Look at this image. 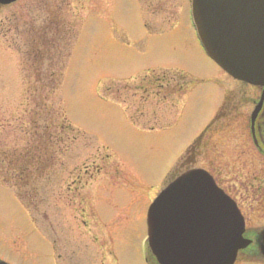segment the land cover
Listing matches in <instances>:
<instances>
[{"label": "rangeland", "instance_id": "1", "mask_svg": "<svg viewBox=\"0 0 264 264\" xmlns=\"http://www.w3.org/2000/svg\"><path fill=\"white\" fill-rule=\"evenodd\" d=\"M137 7L130 0L108 6L104 0H18L0 7V150L15 155V149L29 145L32 116L25 107L59 124L60 108L80 135L71 143L70 135L64 142L59 133L55 157L42 154L39 181L22 190L36 210L27 209L14 188L0 180V259L146 264V211L182 143L211 119L223 92L254 94L205 54L184 6L172 7L178 22L166 27L167 14L154 15L147 6L150 30ZM52 16L67 30V44L75 31L76 36L61 86L48 104L50 114L41 105L26 106L21 58ZM173 70H182L189 80L181 101L165 88L147 85L151 82L137 87L142 79L162 71L170 76ZM251 109L245 105L231 124L207 136L200 167L216 174L239 202L248 229H256L264 225V157L249 137ZM47 159L54 162L48 170ZM88 172L92 178L85 177ZM78 174L83 176L75 182ZM50 244L56 245L55 254ZM235 264L264 261L240 255Z\"/></svg>", "mask_w": 264, "mask_h": 264}, {"label": "water", "instance_id": "2", "mask_svg": "<svg viewBox=\"0 0 264 264\" xmlns=\"http://www.w3.org/2000/svg\"><path fill=\"white\" fill-rule=\"evenodd\" d=\"M191 1L208 54L234 78L260 86L261 103L264 0ZM258 110L251 116L253 137ZM147 223L149 250L157 264H233L238 251L251 247L250 254L264 260V227L253 239L244 237L234 202L203 169L187 170L170 182L150 205Z\"/></svg>", "mask_w": 264, "mask_h": 264}, {"label": "trees", "instance_id": "3", "mask_svg": "<svg viewBox=\"0 0 264 264\" xmlns=\"http://www.w3.org/2000/svg\"><path fill=\"white\" fill-rule=\"evenodd\" d=\"M60 28L62 27H58V22L54 21V26L36 32L37 39L35 38L33 45L22 54L27 106L29 103H34L36 107L41 105V108L46 107L49 113V98L61 84L63 64L68 54L64 48L65 35ZM25 111L32 116L29 122V145L18 153L15 149V155L9 152V148L0 150V178L4 183L13 186L28 204L22 190L27 186H34L35 174L43 165L40 160L42 154L54 157L58 150V143L55 142L57 135L59 136V128L64 127L68 132L73 129L66 124L60 112L58 113L62 120L59 124L51 115L43 117V113L38 110L27 107ZM36 116L38 117L35 118ZM29 156L33 159H29ZM50 166L49 164L48 167Z\"/></svg>", "mask_w": 264, "mask_h": 264}, {"label": "flooded vegetation", "instance_id": "4", "mask_svg": "<svg viewBox=\"0 0 264 264\" xmlns=\"http://www.w3.org/2000/svg\"><path fill=\"white\" fill-rule=\"evenodd\" d=\"M136 5H138V14L140 15L141 20L143 21V25L149 29V24L145 20V15L147 14V10L149 9V13H152L154 15H162L163 13H166V20L164 21V27L166 26H174L178 22L177 14L173 13L172 7L175 6L177 3L181 4V7H185L186 9V15L188 19V10H189V4L187 0H130ZM105 5L108 6L111 4L112 0H104ZM149 7L148 9L146 7ZM172 9V11H171ZM183 10V9H182ZM146 12V13H145ZM189 21V20H188ZM172 75L168 76L165 74V72H160L157 77H153L151 79H142L143 82L139 83L137 87L143 88L145 83L151 82L150 84H147L151 86L153 85L154 88H160L166 90V92L169 94V96H176L180 101L183 99V97H186L187 91H188V84L189 80L184 76H182L181 73L173 71L171 72ZM161 76V77H159ZM145 81V83H144ZM188 81V84H187ZM191 85V84H190ZM239 85L242 88H245L244 90H253L254 94L249 97L246 96V94L242 92V96H236L237 94L233 93L231 90L227 91L224 99H222L218 110L217 115L213 121V123L208 127V129L205 131V134L203 135V122L199 127H197L190 136L187 137V139L182 143V148H184V152L182 156L179 159L178 167L174 171L175 173H180L184 170H186L189 167L194 166H200L201 165V158H203V147L205 146V143L210 140V138L207 136L213 134L220 126H225L231 124L232 121L237 118L238 115H240V110L247 104H251L252 108L254 106V102L257 95V89L241 84ZM139 89V88H137ZM206 138V141H205ZM69 202L74 203L75 197H70ZM83 202H87L84 198ZM80 200V203H83ZM53 248H56V245L53 244ZM75 264L74 262H72ZM71 264V263H70Z\"/></svg>", "mask_w": 264, "mask_h": 264}]
</instances>
